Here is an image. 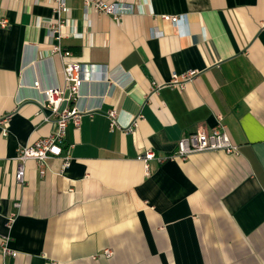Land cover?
I'll return each instance as SVG.
<instances>
[{"label":"crops","instance_id":"1","mask_svg":"<svg viewBox=\"0 0 264 264\" xmlns=\"http://www.w3.org/2000/svg\"><path fill=\"white\" fill-rule=\"evenodd\" d=\"M102 1L119 5L118 20L66 0L61 58L51 0H0V117L11 114L0 126V241L16 251L0 264H264V0ZM67 60L91 66L74 103L88 113L66 129L70 165L51 159L41 177L29 160L19 185L17 150L53 133L39 105ZM187 70L199 74L183 91L150 95ZM109 110L122 129L142 118L125 134L110 130ZM219 116L237 155L198 152L148 172L137 160L173 152Z\"/></svg>","mask_w":264,"mask_h":264},{"label":"built area","instance_id":"2","mask_svg":"<svg viewBox=\"0 0 264 264\" xmlns=\"http://www.w3.org/2000/svg\"><path fill=\"white\" fill-rule=\"evenodd\" d=\"M53 10V20L47 21L48 32L54 41L52 53L57 54L61 58H69L70 52L63 49L60 42L63 38V29L66 22L63 14L67 11L66 0H51ZM84 8L93 10L94 12L110 15L113 19L118 20L121 16L118 4H107L102 0H83ZM163 19H170L176 22L179 19L175 17L163 16ZM0 27H7V21L1 20ZM90 67L77 61H64L63 68V85L53 86L43 90L44 101L39 105L40 111L44 114V120L50 122V118L55 122L53 133L44 138L34 141L32 144L22 146L17 150L14 158L16 162L15 181L17 184H24L25 163L29 160L33 161L38 168L39 175L43 177L48 171V161L55 158L62 160V169L70 165L71 158L69 156V148L64 149V139L68 124H73L75 129H79L80 118L87 111H81L74 106L75 101L79 97V91L82 84L89 79ZM199 74L198 70H187L182 73L173 72L170 79L160 85L151 88V94H155L159 89L167 87L179 92L183 91L186 85L191 83ZM34 87L38 88V83H34ZM108 120L110 130L119 129L125 134L132 133L137 127L138 120L141 115L133 119L130 126L125 129L119 127L116 121V112L109 110L105 113ZM11 114L0 117V126L2 133L5 134ZM224 152L226 154L237 155L239 147L233 145L227 136L226 126L221 117H217L216 123L210 132L206 133L197 130L180 137L175 145V150L169 154L158 155L151 150L144 151L139 154L137 160L143 163L146 172L149 171V163L155 161L162 164L170 160H185L190 154L198 152ZM15 208L20 206L19 202L13 204ZM13 216V215H12ZM0 254L2 257L16 256V251L9 247V239L4 236L0 241ZM106 257L111 254L104 253Z\"/></svg>","mask_w":264,"mask_h":264}]
</instances>
